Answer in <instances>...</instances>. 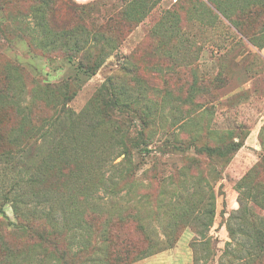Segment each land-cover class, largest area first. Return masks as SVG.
I'll use <instances>...</instances> for the list:
<instances>
[{
  "label": "rangeland",
  "instance_id": "1",
  "mask_svg": "<svg viewBox=\"0 0 264 264\" xmlns=\"http://www.w3.org/2000/svg\"><path fill=\"white\" fill-rule=\"evenodd\" d=\"M197 1L57 0L58 10L51 17L46 13L45 19L52 18L54 26L55 16L63 23L60 29L83 22L91 28L93 21L98 25L112 16L116 17V30L112 34L120 44L111 51L97 74L89 76L70 62L60 43L44 48L35 41L42 34L47 37L48 28L52 29L49 25L45 27L37 18L33 8L35 1L0 0V91L6 90L8 73L15 70L24 77L25 103L30 99L27 92L32 93L35 87L72 77L80 90L71 106L80 111L111 75L118 76L121 83L129 84L130 93L139 95V84L132 82L133 76L125 71L126 64L140 67L149 82L148 97L153 111H156L154 121L158 132L154 137V147L157 149L143 158L135 156L137 173L120 195L113 193L112 187L126 163L117 165L124 155L119 156L116 151L105 169L106 184L95 194L93 204L109 212L121 210L128 224V236L137 243L138 251L139 238L144 237L145 231L154 241H165L167 234L173 232L166 224L181 218L184 205L190 211L183 217L187 224L180 228L182 235L177 248L131 264H230L232 258L224 254L226 243L231 240L227 223L232 212L240 207L239 185L247 172L258 164L259 175L254 176L249 185L243 184L242 191L256 193V184L264 185V46L260 47L240 34L217 8L214 9L219 16L212 23L193 22L189 17L195 6L201 8ZM251 1L258 6L256 0ZM175 14L180 16L179 27L185 37L183 43L176 37L156 33L170 27L169 23H161L163 16L172 19L171 15ZM128 15L134 18L128 20ZM169 51L184 57L189 64L178 66L170 58ZM218 75L223 81L213 86L211 82ZM34 112L45 116L51 114V109L39 102L34 106ZM3 114L2 133L7 145V137L18 125L19 118L12 104L5 106ZM185 123L190 127V132L183 134L186 138L202 130L198 134V146L214 144L208 126L215 129L218 136L233 127H242L244 130L239 133L249 135L245 145L223 169L208 155L195 151L193 146L184 150L173 141V132ZM189 144L187 141L186 146ZM194 158L201 160L199 164L203 173L196 168ZM18 161H0V198L11 191L12 197L33 207L36 202L25 182L28 169ZM189 165L191 169L186 170L190 172L181 175L182 168ZM213 168H217L219 173ZM202 176H209L214 184L212 192L216 204L214 223L206 230L199 228V224L208 221L204 212L209 207L208 197L212 192H201L197 188ZM163 177L166 178L163 197L172 203H156L163 188L160 181ZM242 198L264 220V208L245 193H242ZM46 208L49 204L43 206V210ZM5 212L9 219L15 221L11 202L5 205ZM2 219L4 215L0 213ZM201 230H204V235ZM207 239H211L210 244L206 243ZM141 247L147 248V243Z\"/></svg>",
  "mask_w": 264,
  "mask_h": 264
},
{
  "label": "trees",
  "instance_id": "2",
  "mask_svg": "<svg viewBox=\"0 0 264 264\" xmlns=\"http://www.w3.org/2000/svg\"><path fill=\"white\" fill-rule=\"evenodd\" d=\"M33 1L36 2L33 8L37 18L45 27L49 25L52 28H48L47 37L42 34L35 41L44 48L60 43L73 65L89 76L96 75L111 51L120 44L112 34L116 30V17L112 16L98 25L93 21L91 28L83 22L60 29L61 21L54 16V27L52 18L50 20L52 13L58 10L57 0ZM208 1H197L201 8L195 6L189 17L193 22L212 23L219 16L214 9L217 8L240 34L260 47L264 46V1L256 0L258 6H254L251 0ZM46 13H50L47 19ZM168 17L163 16L161 23H169L170 27L156 33L176 37L183 43L185 37L179 27L180 16ZM133 18V15L127 16L128 20ZM257 24L259 26L255 28ZM169 54L178 66L189 64L184 57L172 51ZM124 68L133 76L132 82L139 84V95L130 93L129 84L121 83L118 76L111 75L80 111L71 106L80 90L74 78L35 87L32 93L27 92L30 99L25 103L24 77L17 70L8 73V87L0 91V161L10 163L19 160L24 163L28 169L25 182L36 204L32 207L22 203L10 195L11 191L0 198V213L4 215L0 220V264H131L172 249L180 241V228L187 224L183 217L190 211L185 205L180 212L181 218L166 224L173 232L167 234L165 241H154L145 231L144 237L139 238L138 251L137 243L128 236V224L121 210L109 212L93 204L95 194L106 184L105 169L116 151L119 156L124 155L117 165L126 163L112 187V192L120 195L137 173L135 156L143 158L157 149L154 147V137L158 132L154 121L156 111H153L148 97L149 82L137 65L126 64ZM222 81L218 75L211 83L217 86ZM39 102L51 109L50 115L41 116L34 112V106ZM9 104L15 106L19 123L10 131L6 145L2 133L3 113ZM208 130L214 140L213 145L198 146V134L202 130L195 132L193 137H184V132H190L186 123L173 132V141L184 150L193 146L195 151L208 155L224 169L245 145L249 134L239 133L244 130L242 127L229 128L220 136L211 126ZM187 141L190 142L188 146ZM194 160L196 168L203 173L201 160ZM259 168L258 164L243 177L239 185L240 207L232 212L227 223L231 240L226 243L224 254L232 258L230 264H264V220L242 198V193H245L264 208V185L257 183L256 193L242 191L243 184L249 185L252 178L259 175ZM186 169L190 170V165L182 168L181 175L190 172ZM213 170L219 173L217 168ZM160 181L163 188L156 203H172L163 197L166 178ZM198 184L201 192L213 191L214 184L209 176H202ZM208 199L209 207L204 212L208 221L199 224V228L204 230L213 225L216 214L213 192ZM10 202L15 221L5 215V205ZM45 204H49V208L43 210ZM140 225L143 227L142 223ZM204 230H201L203 235ZM210 242L211 239L206 240L207 244ZM143 243H147V248L141 247ZM161 244L165 247H160Z\"/></svg>",
  "mask_w": 264,
  "mask_h": 264
},
{
  "label": "crops",
  "instance_id": "3",
  "mask_svg": "<svg viewBox=\"0 0 264 264\" xmlns=\"http://www.w3.org/2000/svg\"><path fill=\"white\" fill-rule=\"evenodd\" d=\"M181 241V240H180ZM179 241V242H180ZM180 244V243H179ZM178 247V244L174 247V248H177ZM174 248H172V249H174ZM169 250H171V249H169ZM164 252V251H163ZM162 253V252H161ZM159 254V253H158ZM151 257V256H150Z\"/></svg>",
  "mask_w": 264,
  "mask_h": 264
}]
</instances>
